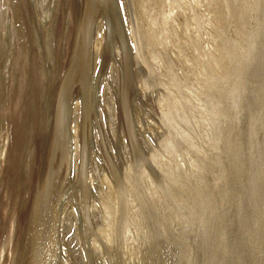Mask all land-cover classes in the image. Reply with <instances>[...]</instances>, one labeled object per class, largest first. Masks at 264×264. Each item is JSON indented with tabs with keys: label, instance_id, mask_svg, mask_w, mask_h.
<instances>
[{
	"label": "rangeland",
	"instance_id": "rangeland-1",
	"mask_svg": "<svg viewBox=\"0 0 264 264\" xmlns=\"http://www.w3.org/2000/svg\"><path fill=\"white\" fill-rule=\"evenodd\" d=\"M88 1L0 0V264L53 204L47 264H264V0Z\"/></svg>",
	"mask_w": 264,
	"mask_h": 264
},
{
	"label": "bare ground",
	"instance_id": "bare-ground-1",
	"mask_svg": "<svg viewBox=\"0 0 264 264\" xmlns=\"http://www.w3.org/2000/svg\"><path fill=\"white\" fill-rule=\"evenodd\" d=\"M18 1V0H17ZM88 1V0H87ZM143 1V0H142ZM148 1V0H147ZM146 1V2H147ZM151 1V0H150ZM178 1V0H177ZM88 2H90V1H88ZM92 4L94 3V2H91ZM134 3H136V2H134ZM221 3V2H220ZM225 3V2H224ZM88 3H86V5H87ZM144 4V3H143ZM148 4V3H147ZM230 4V3H229ZM137 5V4H136ZM18 6V5H17ZM91 6V5H90ZM89 6V4H88V7H87V9H88V12H87V15L88 16H86L84 19L87 21V22H85V20H84V24H83V26L81 25V27H80V29H78V31L79 30H81V33L79 34L80 35V37L78 38L79 39V48L77 47V43L75 44V48H73V46H72V48H73V50L74 49H76V51L74 50V53L75 52H78L79 53V55H80V57H81V61L82 60H84V56L83 55H85V56H87L88 58H89V46H88V43H86L87 42V30H86V28L84 27L85 26V23H88L89 21H91L92 20V16L96 13H94L93 14V12L94 11H92V7H90ZM226 7V6H225ZM18 8V7H17ZM232 8H233V6H232ZM86 9V8H85ZM178 10V9H177ZM95 11H96V9H95ZM111 11H113V9L111 10ZM138 12V11H137ZM21 13V12H20ZM151 13V12H150ZM141 14V13H140ZM145 15V14H144ZM110 16V15H109ZM190 16V15H189ZM231 16H232V14H231ZM209 17V16H208ZM243 17V16H242ZM95 18V17H94ZM214 18V17H213ZM234 18V17H233ZM215 19V18H214ZM189 20V19H188ZM223 20H224V18H223ZM114 21V20H113ZM147 21H149V20H147ZM187 21V20H186ZM219 21H221V20H219ZM100 22V21H99ZM153 22H154V20H153ZM217 22V21H216ZM222 22V21H221ZM101 23V22H100ZM161 23V22H160ZM192 23V22H191ZM188 24V23H187ZM225 24V23H224ZM189 25H190V23H189ZM219 25V24H218ZM233 25V24H232ZM77 26V25H76ZM97 26V25H96ZM154 26H156V25H154ZM166 26V25H165ZM198 26V25H197ZM224 26V25H223ZM118 27V26H117ZM215 27V26H214ZM243 27H245V26H243ZM213 28V27H212ZM216 28V27H215ZM227 28V27H226ZM109 29V28H108ZM166 29V28H165ZM189 29H190V27H189ZM229 30V29H228ZM227 30V31H228ZM257 30V29H256ZM86 31V32H85ZM152 31V30H151ZM196 31V30H195ZM214 31V30H213ZM224 31H226V30H224ZM247 31V30H246ZM25 32V31H24ZM185 32V31H184ZM219 32V31H218ZM78 33V32H77ZM213 33V32H212ZM246 33V32H245ZM204 34H205V32H204ZM25 37H27V36H25ZM163 37V36H162ZM263 37H264V35H263ZM75 38H76V36H75ZM154 38V37H153ZM77 39V38H76ZM77 39V40H78ZM108 39V38H107ZM222 39V38H221ZM229 39V38H228ZM179 40V39H178ZM211 40V39H210ZM236 40V39H235ZM234 40V41H235ZM240 40V39H239ZM245 40H246V38H245ZM117 41H118V39H117ZM219 41V40H218ZM233 41V42H234ZM237 41V40H236ZM74 42H75V40H74ZM89 42V41H88ZM170 43H171V41H170ZM176 43V42H175ZM220 43H222V42H220ZM248 43V42H247ZM186 44V43H185ZM199 44V43H198ZM235 44V43H234ZM74 45V44H73ZM168 45V44H167ZM228 45V44H227ZM240 45V44H239ZM264 45V44H263ZM213 46V45H212ZM231 46V45H230ZM230 46H229V48H230ZM123 47V46H122ZM176 47V46H175ZM188 47V46H187ZM215 47V46H214ZM218 47V46H217ZM233 47V46H232ZM242 48V47H241ZM168 49V48H167ZM256 49V48H255ZM78 50V51H77ZM224 50V49H223ZM147 51V50H146ZM151 51V50H150ZM215 51H216V48H215ZM226 52H227V50H225ZM236 51V50H235ZM177 52V51H176ZM231 52H234V51H231ZM178 53V52H177ZM201 53V52H200ZM217 53V52H216ZM73 54V53H72ZM71 54V55H72ZM219 53H217V55H218ZM236 54V53H235ZM77 55V54H76ZM209 55V54H208ZM220 55V54H219ZM225 55V54H224ZM211 56V55H210ZM72 57V56H71ZM162 57V56H161ZM166 57V56H165ZM199 57V56H198ZM217 57V56H216ZM220 57V56H219ZM228 57V56H227ZM256 57H258V53H257V56ZM88 58H86L85 57V60L86 59H88ZM163 58V57H162ZM167 58V57H166ZM238 58V57H237ZM212 59V58H211ZM217 59V58H216ZM229 59H230V56H229ZM232 59V58H231ZM76 60V59H75ZM79 60V59H78ZM84 60V61H85ZM89 60V59H88ZM163 60V59H162ZM168 60V59H167ZM167 60H165V61H167ZM214 60V59H213ZM227 60V59H226ZM72 61V60H71ZM164 61V60H163ZM209 61V60H208ZM224 61V60H223ZM114 62V61H113ZM213 62V61H212ZM215 62V61H214ZM227 62V61H226ZM231 62V61H230ZM71 63V62H70ZM77 62H73V64H76ZM79 63H81V62H79ZM87 63H88V61H87ZM160 63V62H159ZM216 63V62H215ZM224 63H225V61H224ZM201 64V63H200ZM232 64V63H231ZM210 65V64H209ZM219 65V64H218ZM225 65V64H224ZM229 65H230V63H229ZM244 65V64H243ZM81 66H83V64H81ZM232 66V65H231ZM250 66V65H249ZM72 67H73V65H72ZM86 66H84V68H85ZM87 67H88V65H87ZM86 67V68H87ZM136 67V66H135ZM248 67V66H247ZM69 68V67H68ZM76 68V67H75ZM88 68H90V67H88ZM224 68V67H223ZM223 68H222V70H223ZM74 70V69H73ZM72 70V72H74L75 73V70L73 71ZM78 70H80V69H78ZM86 70V69H85ZM221 70V71H222ZM69 71V70H68ZM82 71V70H81ZM86 72V71H85ZM89 72V71H88ZM231 72V71H230ZM78 73V72H77ZM76 73V74H77ZM184 73V72H183ZM250 73V72H249ZM248 73V74H249ZM80 74V73H79ZM87 74V73H86ZM201 74V73H200ZM66 75H68V73L66 74ZM71 75V74H70ZM70 75H69V77H70ZM73 75V74H72ZM208 75V74H207ZM76 76V75H75ZM74 76V77H75ZM78 76V75H77ZM81 76V75H80ZM84 76V75H83ZM87 76V75H86ZM208 76H210V75H208ZM224 76V75H223ZM249 76H251V75H249ZM66 77V76H65ZM73 77V76H72ZM73 77V78H74ZM168 77V76H167ZM245 77V76H244ZM66 78H68V76L66 77ZM81 78V77H80ZM142 78V77H141ZM203 78V77H202ZM247 78V77H246ZM249 78H251V77H249ZM90 79H91V77H90ZM211 79V78H210ZM252 79H256V80H258V78L257 77H253ZM263 79V78H262ZM65 80V79H64ZM70 80V79H69ZM71 80H73V79H71ZM75 80V79H74ZM83 80H84V78H83ZM125 80H126V77H125ZM233 80V79H232ZM68 81V80H67ZM67 81L65 82V81H63V82H65L64 84H67ZM80 81V80H79ZM82 81V80H81ZM210 81V80H209ZM260 81V79L258 80V82ZM72 82V81H71ZM83 82V81H82ZM86 82H88V80H86ZM85 82V83H86ZM213 82V81H212ZM219 82V81H218ZM246 82H248V81H246ZM252 82V81H251ZM69 83V82H68ZM75 83V82H74ZM221 83V82H220ZM249 83H250V80H249ZM77 84H78V82H77ZM92 84V83H91ZM248 84V83H247ZM246 84V85H247ZM259 84V83H258ZM257 84V85H258ZM62 85V84H61ZM240 85V84H239ZM260 85V84H259ZM85 86H87V85H85ZM252 86V85H251ZM251 86H249L248 85V88L250 87L251 88ZM61 87H63V85L61 86ZM80 87V86H79ZM125 87V86H124ZM73 87H71V89H72ZM145 88V87H144ZM246 88H247V86H246ZM245 88V89H246ZM248 88H247V95H246V93H244V98H243V100L244 101H248L249 100V98H248V96L249 97H251L250 96V92L248 91ZM65 89V88H64ZM64 89H61V90H64ZM69 89V88H68ZM83 89H84V87H83ZM123 89V88H122ZM259 89H262L263 90V92H264V86H262L261 88L259 87ZM67 90V89H66ZM65 90V91H66ZM82 90V89H81ZM241 90V89H240ZM252 90H256V88L255 89H253L252 88ZM68 91V90H67ZM70 91V90H69ZM122 91V90H121ZM258 91V90H257ZM143 92V91H142ZM253 92V91H252ZM62 93H68V92H62ZM69 94V93H68ZM64 95H67V94H64ZM83 95V94H82ZM91 95V94H90ZM125 95H126V90L124 89L123 90V95L122 96H124V99H125ZM61 95H59V97H60ZM87 98H88V93H87ZM85 96V97H86ZM69 97V96H68ZM67 97V98H68ZM84 97V98H85ZM263 97V96H262ZM62 98V97H61ZM86 99V98H85ZM91 99H93L92 98V96H91V98L90 99H88V101L86 100V102L88 103ZM208 99V98H207ZM157 100V99H156ZM205 100V99H204ZM210 100V99H209ZM251 100V99H250ZM60 101V100H59ZM125 101V100H124ZM67 102V101H66ZM65 102V103H66ZM123 102V101H122ZM127 102V101H126ZM93 103V102H92ZM125 103V102H124ZM177 103V102H176ZM211 103V102H210ZM58 104V103H57ZM67 104V103H66ZM66 104H64V105H66ZM215 104H217V103H215ZM245 104H246V102H245ZM247 104H248V106H250L249 104H250V101H248L247 102ZM93 105V104H92ZM92 105H90V106H92ZM163 105V104H162ZM221 105V104H220ZM225 105V104H224ZM124 106V105H123ZM228 106V105H227ZM247 106V105H246ZM247 106V107H248ZM59 107V106H58ZM68 107V106H67ZM75 107V106H74ZM125 107V106H124ZM216 107V106H215ZM62 109L61 110H63V107H61ZM127 107H125V109H126ZM221 108V107H220ZM250 108V107H249ZM248 108V109H249ZM93 109V108H92ZM108 109V108H107ZM222 109H224V108H222ZM251 109V108H250ZM234 110V109H233ZM57 111V110H56ZM65 111V110H64ZM87 111V110H86ZM230 111V110H229ZM62 112V114H61V116L60 117H58L57 119V121L55 122L56 124H55V127H54V131H55V133H54V139H53V149H60V150H62V152H63V154H66V158H72L73 159V157H72V152H71V141H70V135H71V133H70V130L67 128V121H65L66 120V118L67 117H65V120H64V113H63V111H61ZM61 112H59V113H61ZM65 112H67V111H65ZM249 112V111H248ZM58 113V112H57ZM58 113V114H59ZM128 113V112H127ZM226 113V112H225ZM58 114H56V115H58ZM222 114V113H221ZM227 114H229V113H227ZM235 114V113H234ZM233 114V115H234ZM66 115V114H65ZM128 115V114H127ZM126 115V116H127ZM67 116V115H66ZM129 116V115H128ZM224 116V115H223ZM128 119V122L127 123H129L130 124V126H131V120L129 119V117H127ZM233 118V117H232ZM228 122V121H227ZM224 124V123H223ZM228 124H230L229 122H228ZM225 125V124H224ZM232 126V125H231ZM128 127V126H127ZM225 127V126H224ZM223 127V128H224ZM229 127V126H228ZM128 128H130V127H128ZM128 130V132H129V129H127ZM224 130H225V128H224ZM224 130L222 131V132H224ZM228 130V129H227ZM235 130V129H234ZM149 131V130H148ZM236 131V130H235ZM234 131V132H235ZM7 132V131H6ZM132 132V131H131ZM67 133L69 134V139H68V135H67ZM77 133V132H76ZM128 134H130V133H128ZM133 134V133H132ZM131 134V135H132ZM221 134H223V133H221ZM225 135V134H224ZM89 136V135H88ZM134 136V135H133ZM180 136V135H179ZM134 138V137H133ZM132 138V140H135V139H133ZM69 140V141H68ZM131 140V141H132ZM8 141V140H7ZM136 141V140H135ZM135 144V143H134ZM136 147V146H135ZM4 149V148H3ZM56 149H55V151H56ZM74 150V149H73ZM137 151V150H136ZM140 151V150H139ZM58 152V151H57ZM126 152V151H125ZM70 153V154H69ZM137 154V153H136ZM142 154V153H141ZM1 155V154H0ZM76 155V154H75ZM210 155V154H209ZM138 157V156H137ZM70 158V159H71ZM106 158V157H105ZM62 160H63V158H62ZM64 161V160H63ZM63 161H62V163H63ZM69 160H66V162H68ZM70 166V165H69ZM80 166V165H79ZM49 167V166H48ZM71 167V166H70ZM74 167H75V165H74ZM111 167V166H110ZM64 168H65V166H64ZM64 168H63V170H64ZM66 169V168H65ZM58 171V170H57ZM61 171V170H60ZM59 171V172H60ZM66 172V171H65ZM64 172V173H65ZM113 172V171H112ZM117 172V171H116ZM189 172V171H188ZM67 173V172H66ZM85 173V172H84ZM49 174V173H48ZM61 174V173H60ZM51 175H53V174H51ZM55 175H56V173H55ZM133 176V175H132ZM48 177H50V176H48ZM52 177V176H51ZM50 177V178H51ZM54 177V176H53ZM62 177V176H61ZM81 179L80 180H82V182H83V178L82 177H80ZM48 179V178H47ZM132 179V178H131ZM53 180H54V182H55V177L53 178ZM58 180H59V178H58ZM116 180V179H115ZM60 181V180H59ZM58 181V182H59ZM85 181V180H84ZM118 181H120L119 179H118ZM48 182V181H47ZM53 182V181H52ZM51 180H50V184H49V182L46 184V186H44L43 185V187L44 188H41V190H40V194L41 195H43V198H44V196H45V199L47 198V196H48V194H47V191L48 190H50L49 188L51 187V190L49 191L50 193V198H52L53 197V200L55 201V199H56V197H58L57 195L59 194V190H58V187L56 186V185H54V184H52L51 185ZM59 184V183H58ZM119 185H120V182L118 183ZM117 184V185H118ZM49 185H51V186H49ZM101 185V184H100ZM116 185V184H115ZM85 186V185H84ZM42 187V186H41ZM112 187V186H111ZM120 187V186H119ZM60 188V187H59ZM107 188H108V186H107ZM110 188V187H109ZM40 189V188H39ZM39 189H37V190H39ZM116 189H117V186H116ZM106 190V189H105ZM105 190H103L104 192H105ZM110 190H112V188L111 189H109L108 191H110ZM134 191V192H133ZM133 191H132V193L130 194L131 196L135 193V189H133ZM250 191V190H249ZM112 192V191H111ZM110 192V193H111ZM96 193V192H95ZM116 193V196H117V198L118 199H120V198H123V195H122V191L120 192L121 194H119L118 193V191L117 192H115ZM255 193V192H254ZM46 194H47V196H46ZM105 194V193H104ZM125 194V193H124ZM39 195V194H38ZM37 194H36V198H37V196H38ZM108 195V194H107ZM106 195V196H107ZM111 195V194H110ZM126 196L128 195V193L127 194H125ZM105 196V195H104ZM112 196V195H111ZM242 196V195H241ZM41 197V196H40ZM110 197V196H109ZM129 197V196H128ZM42 198V199H43ZM41 199V198H40ZM108 199V198H107ZM110 199V198H109ZM116 199V198H115ZM114 199V200H115ZM39 200V199H38ZM44 200V199H43ZM47 200V199H46ZM111 200V199H110ZM242 200V199H241ZM101 201V200H100ZM34 202L36 203V199L34 198ZM37 202H39V201H37ZM45 202V201H44ZM102 202V201H101ZM105 202V201H104ZM34 203V204H35ZM56 203V202H55ZM57 203H58V200H57ZM106 203V202H105ZM111 203V202H110ZM118 203V202H117ZM50 204V203H49ZM53 204V203H52ZM109 204V203H108ZM114 204V203H113ZM148 204V203H147ZM46 205V204H45ZM51 206V205H50ZM137 206V205H136ZM148 206V205H147ZM41 207V206H40ZM57 207V204H53V206L51 207V219H48V222L46 223L45 222V219H44V217H45V214H44V217L43 218H40V217H36V216H32L31 217V222H30V230H29V232H28V244L30 245V253H31V256H30V260L28 261V263L27 264H47V262L48 261H50V260H52V258H54V255L56 254V250H57V241H56V236H54V233L53 232H51V229L49 228V224H50V226L51 225H53L52 224V222H53V218H54V213H55V208ZM37 208V207H36ZM35 208V209H36ZM113 208V207H112ZM38 209V208H37ZM244 209V208H243ZM242 209V210H243ZM34 211V210H33ZM33 211H31V213L33 212ZM38 211V210H37ZM37 211H36V213H37ZM137 211V210H136ZM35 213V212H34ZM107 213V212H106ZM244 213V212H243ZM33 214V213H32ZM38 215H39V213H38ZM31 216V215H30ZM243 216V215H242ZM113 217V216H112ZM245 217V216H244ZM62 218V217H61ZM116 218V217H115ZM237 218V217H236ZM241 218V217H240ZM56 219V218H55ZM138 220V219H137ZM167 221V220H166ZM69 224V223H68ZM161 224V223H160ZM49 228V229H48ZM113 228V227H112ZM111 228V229H112ZM89 229V228H88ZM66 230V229H65ZM87 230V229H86ZM107 230V229H106ZM113 230V229H112ZM111 230V231H112ZM56 231V230H55ZM110 232V231H109ZM239 232V231H238ZM130 233V232H129ZM84 234V233H83ZM242 234V233H241ZM102 241V240H101ZM234 241V240H233ZM236 241V240H235ZM234 241V242H235ZM242 241V240H241ZM62 242V241H61ZM232 242V241H231ZM243 243V242H242ZM146 244V243H145ZM242 247V246H241ZM23 249V248H22ZM108 251V250H107ZM167 251V250H166ZM239 251V250H238ZM115 252V251H114ZM154 253V252H153ZM232 253H233V251H232ZM56 256V255H55ZM180 257V256H179ZM151 258V257H150ZM167 258V257H166ZM153 259V258H152ZM155 259V258H154ZM153 259V260H154ZM146 261V260H145ZM169 261V260H168ZM14 262V261H13ZM152 262V261H151ZM175 262V261H174ZM174 262H173V264H174ZM178 262V261H177ZM176 262V263H177ZM180 262V261H179ZM107 263V262H106ZM14 264H18V263H15L14 262Z\"/></svg>",
	"mask_w": 264,
	"mask_h": 264
}]
</instances>
